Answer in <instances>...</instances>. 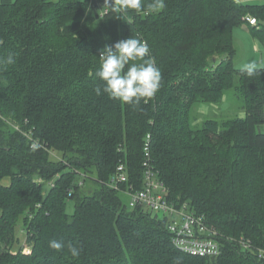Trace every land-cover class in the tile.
<instances>
[{
	"label": "trees",
	"instance_id": "trees-1",
	"mask_svg": "<svg viewBox=\"0 0 264 264\" xmlns=\"http://www.w3.org/2000/svg\"><path fill=\"white\" fill-rule=\"evenodd\" d=\"M165 5L122 18L105 0H0V59L15 58L0 70V111L12 104L25 128L14 131L0 117V264H173L174 257L182 264H264V72L248 77L233 62L234 29L247 16L257 19L248 24L264 47V6ZM131 36L147 41L162 73L156 96L135 106L95 92L103 87L100 52ZM231 91L245 118L191 127L200 105H221ZM148 136L169 199L205 216L220 235V255L181 252L165 216L144 207L131 212L127 194L109 186L124 162L130 183L142 189ZM51 240L63 241V251L52 250Z\"/></svg>",
	"mask_w": 264,
	"mask_h": 264
},
{
	"label": "clouds",
	"instance_id": "clouds-1",
	"mask_svg": "<svg viewBox=\"0 0 264 264\" xmlns=\"http://www.w3.org/2000/svg\"><path fill=\"white\" fill-rule=\"evenodd\" d=\"M105 6L116 17L122 18L130 12L150 15L166 7L165 0H152L147 5L143 0H105ZM99 60L100 69L96 75L103 82V87L95 88L98 96L107 94L109 99L135 106L154 98L161 87L162 73L156 66L146 40L131 36L114 45H106L99 54ZM14 63V56L9 54L6 59H0V70H6L7 65ZM239 72L252 77L261 75L264 68L256 60H251L240 66ZM49 247L60 252L65 244L63 241L51 240ZM67 247L73 257H79L78 247L72 243H68ZM173 264H182V257H174Z\"/></svg>",
	"mask_w": 264,
	"mask_h": 264
},
{
	"label": "built area",
	"instance_id": "built-area-1",
	"mask_svg": "<svg viewBox=\"0 0 264 264\" xmlns=\"http://www.w3.org/2000/svg\"><path fill=\"white\" fill-rule=\"evenodd\" d=\"M245 21L252 26L258 25L254 17L247 16ZM36 145L37 142H34L33 147ZM150 147L151 137L148 136L144 149L142 189L138 190L134 183H130L128 168L124 162L118 165L109 186L125 192L131 208L144 207L155 214L165 216L173 244L181 252L204 257L220 255L222 251L220 235L208 225L205 216L194 212L187 203L176 204L169 199V189L159 178L153 164ZM124 184L128 186L122 190ZM239 243L244 248H253L249 240L241 239ZM258 252L260 256L264 255V249H259Z\"/></svg>",
	"mask_w": 264,
	"mask_h": 264
},
{
	"label": "rangeland",
	"instance_id": "rangeland-1",
	"mask_svg": "<svg viewBox=\"0 0 264 264\" xmlns=\"http://www.w3.org/2000/svg\"><path fill=\"white\" fill-rule=\"evenodd\" d=\"M78 2H85L86 0H77ZM251 4L264 6V0H250ZM254 27H251L248 23L242 24L237 26L234 29V45L236 49V54L234 56V65L236 68L239 69L244 63H247L251 60H256L262 68H264V47L256 38L255 33L253 31ZM76 80V79H74ZM89 86L87 85L86 89ZM75 90H79L78 87H75ZM82 90V89H81ZM242 107V103L240 97L238 96L236 91H231L228 94L226 93L223 97L222 104H202L200 105L193 117L190 116V124L191 127L196 128L202 126L203 122L206 119H217L219 121H226L231 118H235L236 116H240L241 118L246 117V112L241 111L240 108ZM1 109V108H0ZM1 113L0 117L4 119V121L14 130L19 133L23 132L25 129L17 120L15 116V111L12 107L7 112ZM244 114V117L242 115ZM194 121H193V119ZM53 152V158L56 161L61 160L62 156L61 153H57L56 151ZM94 189V188H93ZM91 188L90 191L93 190ZM126 196V195H125ZM130 211L133 212L134 208H130ZM68 212L70 215L74 212V207L72 204L68 206ZM161 219H163L161 217ZM25 246V244H24ZM24 253L27 255H31L32 251L27 246H25Z\"/></svg>",
	"mask_w": 264,
	"mask_h": 264
},
{
	"label": "crops",
	"instance_id": "crops-1",
	"mask_svg": "<svg viewBox=\"0 0 264 264\" xmlns=\"http://www.w3.org/2000/svg\"><path fill=\"white\" fill-rule=\"evenodd\" d=\"M242 117H244V114L242 115Z\"/></svg>",
	"mask_w": 264,
	"mask_h": 264
},
{
	"label": "water",
	"instance_id": "water-1",
	"mask_svg": "<svg viewBox=\"0 0 264 264\" xmlns=\"http://www.w3.org/2000/svg\"><path fill=\"white\" fill-rule=\"evenodd\" d=\"M215 60V59H214Z\"/></svg>",
	"mask_w": 264,
	"mask_h": 264
}]
</instances>
